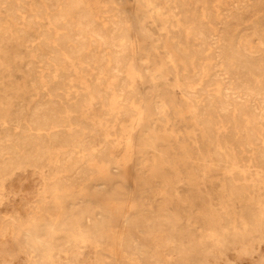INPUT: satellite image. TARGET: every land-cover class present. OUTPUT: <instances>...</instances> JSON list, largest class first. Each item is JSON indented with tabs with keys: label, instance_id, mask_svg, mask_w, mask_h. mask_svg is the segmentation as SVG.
Returning a JSON list of instances; mask_svg holds the SVG:
<instances>
[{
	"label": "rangeland",
	"instance_id": "374dc122",
	"mask_svg": "<svg viewBox=\"0 0 264 264\" xmlns=\"http://www.w3.org/2000/svg\"><path fill=\"white\" fill-rule=\"evenodd\" d=\"M0 264H264V0H0Z\"/></svg>",
	"mask_w": 264,
	"mask_h": 264
},
{
	"label": "bare ground",
	"instance_id": "6f19581e",
	"mask_svg": "<svg viewBox=\"0 0 264 264\" xmlns=\"http://www.w3.org/2000/svg\"><path fill=\"white\" fill-rule=\"evenodd\" d=\"M20 6V5H19ZM19 11V10H18ZM57 17V16H56ZM81 20V19H80ZM59 21V20H58ZM56 22V21H55ZM57 24V23H56ZM60 28V27H59ZM100 31V30H99ZM101 32V31H100ZM103 32V31H102ZM102 35V34H101ZM108 37V36H107ZM120 38V37H119ZM104 39V38H103ZM63 40V39H62ZM73 41V40H72ZM75 42V41H73ZM85 45V44H84ZM106 45V44H105ZM105 47V46H104ZM119 49V48H118ZM118 52V51H117ZM83 59V58H81ZM186 62V61H185ZM42 70V69H41ZM226 71V70H225ZM156 72V71H155ZM158 72V70H157ZM157 74V73H156ZM146 91V90H145ZM206 113V112H205ZM37 120V119H36ZM13 124V123H11ZM63 124V123H62ZM154 124V123H153ZM7 126V125H6ZM15 127V126H14ZM19 127V126H18ZM33 128V127H32ZM54 128V127H53ZM59 128V127H58ZM57 129V128H56ZM75 129V128H74ZM241 130V129H240ZM30 131V130H29ZM242 131V130H241ZM79 132V131H78ZM68 135V134H67ZM55 136V135H54ZM60 138V137H59ZM54 139V138H53ZM71 139V138H70ZM52 140V139H51ZM67 142V141H66ZM69 142V141H68ZM67 144V143H66ZM83 146V145H82ZM71 147V146H70ZM159 147V146H158ZM249 148V147H248ZM77 149V148H76ZM69 151V150H68ZM261 153V152H260ZM103 154V153H102ZM104 155V154H103ZM76 161V160H75ZM74 163V162H73ZM77 165V164H76ZM70 167V166H69ZM71 170V169H70ZM120 179V178H119ZM70 180V179H69ZM86 180V179H85ZM115 184V183H114ZM142 185V184H141ZM66 204V203H65ZM65 206V205H64Z\"/></svg>",
	"mask_w": 264,
	"mask_h": 264
}]
</instances>
